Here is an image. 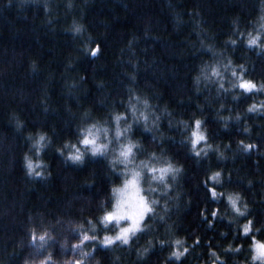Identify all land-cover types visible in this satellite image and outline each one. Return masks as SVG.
<instances>
[{
	"label": "trees",
	"instance_id": "1",
	"mask_svg": "<svg viewBox=\"0 0 264 264\" xmlns=\"http://www.w3.org/2000/svg\"><path fill=\"white\" fill-rule=\"evenodd\" d=\"M262 8L261 0H0V264L30 261L38 224L71 223L97 238L89 245L95 264H252V237L264 242V111L248 109L264 106V91L231 85L239 65L246 79L264 83V49L247 44V34L260 31ZM130 104L150 130L143 117L134 120ZM195 119L211 145L199 157L188 139ZM91 125L108 129L112 153L85 152L91 146L79 142L80 129ZM40 134L37 155L32 142ZM129 140L139 145L131 163L151 156L152 164L182 171L175 181L168 174L166 194L148 191L145 172L141 193L152 212L142 229L127 244L100 246L113 189L131 169L112 155ZM241 140L256 147L244 151ZM73 145L85 152L83 162L65 159ZM26 153L43 161L41 176L28 174ZM209 185L222 195L212 198ZM237 193L244 215L228 200ZM248 220L252 231L244 235ZM185 248L179 259L171 255Z\"/></svg>",
	"mask_w": 264,
	"mask_h": 264
},
{
	"label": "snow or ice",
	"instance_id": "2",
	"mask_svg": "<svg viewBox=\"0 0 264 264\" xmlns=\"http://www.w3.org/2000/svg\"><path fill=\"white\" fill-rule=\"evenodd\" d=\"M261 23L259 25L260 29H264V16L260 17ZM78 30V28L76 29ZM241 36L244 35L243 32L240 33ZM248 39H247V44L248 45H259V40L257 39L256 36H252L251 33H248ZM250 37V38H249ZM232 44H236V40H231L230 41ZM87 50V49H86ZM101 50V45L99 43H97L95 45V47H92L90 49L91 55L96 56L99 54ZM232 61L229 60L228 64L225 65V67L227 68L229 65H231ZM240 71H233L232 72V76L235 78V83H233L231 86L232 88H236L239 87L240 89L243 90L244 93H252L253 91H264V83H261L259 86L257 85V83H255L254 81L250 80V79H246L245 78V73L246 70L244 68L243 65H239L238 66ZM212 73L219 75V72L217 70L216 67L212 68ZM221 87H223V85L221 84ZM137 99H139V97H137ZM145 107L148 106V101L145 100L144 102ZM130 110L133 114V118L135 121H139L141 117H143L144 121H145V129L146 130H150L148 129L147 126V119L148 117L145 115V113L141 112L139 114V116L136 115L137 112V108L135 104H130ZM260 109L262 111H264V106L261 105H252L249 107L248 111H256L257 109ZM125 116L124 113H120L118 115L114 116L115 121L117 122V137H120L122 135L121 133V129L119 128V121L121 120V118ZM237 119H239V115H237L236 117ZM225 121L227 120V118H224ZM153 123H155V121H153ZM201 125H202V121L200 119H195L194 120V127L191 131L190 137H188V139L190 140V144H191V149L190 151H192L197 157L201 156V153L203 151L204 155L207 154V151H205L204 149H200L197 147V145L201 142L204 141L205 145H208L209 147H211V145L207 144V137L204 135L203 131H201ZM17 128H20V122H17L16 124ZM225 127H227V124L225 123ZM132 128V124H128L127 128L125 129V132L130 131ZM93 129H95V125H91L89 126L87 129H80L81 132L85 133L83 135V138L79 141L81 144L83 145H90V149H86V151H90L93 155L95 154H102L104 149L107 148L106 144H101L97 142V133L99 132V129H96V131L94 132ZM245 131H247V129H244ZM105 132L108 131L107 128L104 129ZM45 136H41V140H44ZM133 143L131 140H129L128 144H125L121 147L120 150V155L119 157H116L114 159H122L123 162L125 164L131 163L132 162V157L134 156V151H133ZM240 144L243 145L244 151H248L254 147H256L255 144H244V141L241 140ZM73 148H75L74 152H69L67 157H65V159H70L73 162H83V158L85 155V152H82L79 148H76L75 145L72 146ZM58 151H60L58 149ZM61 154H63L61 152ZM154 155V154H153ZM223 154H221L222 156ZM29 163H31L29 161ZM113 167H115V165L113 164ZM165 167H167L170 170L172 169V164L171 163H166ZM130 176L128 178H126L124 180V184L123 187L121 188H114L113 191L115 193H117V199H116V204L114 206V208L112 210L106 211L102 217V221L104 222V224H108L109 222H113L115 221L116 223H120V222H124L126 223L125 227H121L119 233L116 236H105L102 240L99 241L100 244H102L103 246H111L113 245V243L115 241H120L121 243L127 244L129 242V240L131 239L132 236H134L138 230L141 229V222L145 220V217L148 213L152 212V208L150 206V204L147 202L146 198L144 195L141 194V188H140V177H141V172L136 170V168H132L130 170ZM148 172H155V168H147ZM220 176L219 172H215L212 174V176L210 177L211 180H216L218 177ZM204 183L206 185H208V180H205ZM208 191L211 194L212 198H219L220 195H222L221 193L217 192L216 187H213L211 185L208 186ZM239 197L238 196H232L229 195L228 196V200L232 206V208L235 210L236 213L240 214V215H244V213L247 210V205L245 204L243 208H241L240 206H238V201ZM204 213H202L203 215ZM217 211H213L211 213V216L215 217L217 216ZM209 224H211V221H209ZM252 224L253 221L252 220H248L247 223H245L242 226V231L244 235H249L252 231ZM257 231H259L257 229ZM45 236L46 235H41L39 237V239L41 241L45 240ZM37 237L35 232L33 231L31 233V241L32 243H34L36 241ZM89 239H97L96 237H89L87 234L83 235V240L81 241V243H83V241L85 240H89ZM252 239L255 241L254 244V248L256 250V257L258 260L264 262V253H262L260 251V249L262 247H264V242L258 241L256 240V238L253 236ZM199 242V237H196V240L194 241V243H198ZM161 244H164L165 241L161 240L160 241ZM176 244H180L181 242L179 240L175 241ZM75 247V246H74ZM148 251V249L146 248L144 250V253H146ZM188 251L187 248H185L183 251H175L173 253H171L172 256H175L177 259H179L181 256L184 255V253H186ZM213 255H215V252L212 253ZM217 259H219V257H217ZM41 264H44V262L42 261ZM75 264H81V262L79 260L75 261ZM213 264H215V261H213Z\"/></svg>",
	"mask_w": 264,
	"mask_h": 264
},
{
	"label": "rangeland",
	"instance_id": "3",
	"mask_svg": "<svg viewBox=\"0 0 264 264\" xmlns=\"http://www.w3.org/2000/svg\"><path fill=\"white\" fill-rule=\"evenodd\" d=\"M115 123H114L115 128H117V122L115 121ZM96 129H99V132L97 133L98 143L106 144V145L112 144V142L109 141V138L107 139V141L104 140L105 135L108 133L104 131L105 128H95L93 129V131L95 132ZM115 132L113 134L114 137L116 136ZM123 141L122 143H125ZM107 148L104 149L103 153H108V152L112 153L111 151H113V148L111 149V151L107 150ZM115 155L118 156L119 154L117 155L116 152H113V155H112L113 160H115L116 162L123 161L122 159L120 160L114 159V157H116ZM135 163H130L129 168L132 169L135 167L136 170L139 171L140 169L136 167ZM124 165L126 164L124 163ZM127 168L128 167H126V169ZM127 173H128L127 176L129 177L131 174L130 171H128ZM139 184H140V181H139ZM121 187H123V185ZM140 188H141V184H140ZM116 199H117V193H115L113 206H115L116 204ZM102 226L105 229L103 232L104 237L106 235L116 236L119 233L120 228L126 226V223L124 222L116 223L115 221H113V222H109L108 224H104V222H102ZM38 227L39 229L35 228L34 230L36 237H37L36 241L34 243L30 242L32 246V254H31L32 258L30 259L29 264H41L42 261L44 262V264H75V261L77 260H79L81 264H95L94 256H93L94 250L92 247L89 248L90 247L89 245L91 242L95 241L96 239L95 240L93 239L85 240L83 241V243H81V241L83 240L84 234H87L89 237H93L91 235V232L84 231L87 229L86 227L80 224H72V223L68 225L66 224L60 227L59 229L55 227L52 228L53 226L48 225V224H45V226L42 224H38ZM142 227H143V221L141 222V229ZM140 230H138L137 233ZM45 232L47 233V235L45 236V240L41 241L39 237L41 233H45ZM100 240L102 239H99V241ZM30 241H31V234H30ZM117 242H120V241H115L114 243H117ZM100 246H103V245L100 244ZM252 250L253 252L255 251L253 247H252ZM257 261L264 263L260 260H257Z\"/></svg>",
	"mask_w": 264,
	"mask_h": 264
},
{
	"label": "clouds",
	"instance_id": "4",
	"mask_svg": "<svg viewBox=\"0 0 264 264\" xmlns=\"http://www.w3.org/2000/svg\"><path fill=\"white\" fill-rule=\"evenodd\" d=\"M261 3H262V5H264V0H261ZM261 16H264V8H262V14H261ZM82 27H83L82 25H77V26L75 27L74 31H75V32H80L81 29H82ZM77 28H78V30H76ZM249 33H251L252 36H256L257 39L260 40L261 34L264 33V29H260V31H257L255 34H253L252 32H249ZM249 38H250V37H249ZM259 47H260L261 49H264V43H260V44H259ZM42 135H43V134H40L39 137H38V139H36V140H34V141L32 142L33 146L35 147V151H36V154H37V155L40 154L42 148L44 147V144L41 143L42 141L45 140V139H44V140H41V136H42ZM115 135H116V137H117V128H116ZM43 136H44V135H43ZM117 138H119V137H117ZM125 144H128V143H122V144L120 145V148H119V155H120L121 147H122L123 145H125ZM138 147H139L138 143H133V149H134V148H138ZM210 148H211V147H209L208 145H205V146H204V150H205V151H207V150L210 149ZM119 155L116 156V157H119ZM134 156H135V153H134ZM134 156H133V157H134ZM116 157H114V158H116ZM151 159H152V157L149 156L147 159H145V160H141V161L139 162V164L136 165V167H138V168L140 169L139 171L141 172V177H142V175H143L145 172L148 173V174H150V176H149V178H148V184L150 185L148 191H149L150 193H151V192H156V193H164V194H166V193L168 192V189L171 187V185L167 182V176H168V174H171V178H172V180L175 181V180L177 179L178 174L182 171V166H173V165H172V169H173V170H170V169H168L167 167H165V164H166V163H163V164H152V163H150ZM117 160H120V159H117ZM29 161H30L31 163H29ZM25 162H26V170H27V172H28L29 175H33V174H34L35 176H41V175H42V170H37V169H38V166H40V165L43 163L42 160H40V159L33 160L32 157L26 153V154H25ZM122 162H123V161H122ZM149 167H151V168H155V172H148V171H147V168H149ZM141 177H140V179H141ZM153 182H159V184L163 185V187H152ZM236 196L239 197V194L237 193ZM239 198H240V197H239ZM158 202H159V201H158L157 199H155V198H152V199L150 200V203H151L152 205H156V204H158ZM94 227H95V226H94ZM41 235H47V233H46V232H45V233H41ZM41 235H40V236H41ZM254 244H255V243H253V245H252L253 248H254ZM145 249H146V248H145ZM145 249H144V250H145ZM254 249H255V248H254ZM144 250H143V252H144ZM260 251H261L262 253H264V247H262V248L260 249ZM140 254L143 255V253H140ZM255 257H256V250L253 252L252 257H251L252 264H255V261L258 260V259L255 258ZM25 264H29V261L26 260V261H25Z\"/></svg>",
	"mask_w": 264,
	"mask_h": 264
},
{
	"label": "bare ground",
	"instance_id": "5",
	"mask_svg": "<svg viewBox=\"0 0 264 264\" xmlns=\"http://www.w3.org/2000/svg\"><path fill=\"white\" fill-rule=\"evenodd\" d=\"M157 187V186H156Z\"/></svg>",
	"mask_w": 264,
	"mask_h": 264
}]
</instances>
